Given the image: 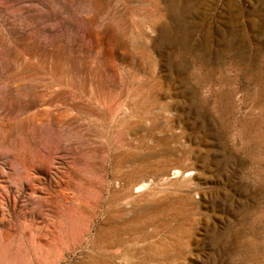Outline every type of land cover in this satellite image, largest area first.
Listing matches in <instances>:
<instances>
[{
	"label": "rangeland",
	"instance_id": "1",
	"mask_svg": "<svg viewBox=\"0 0 264 264\" xmlns=\"http://www.w3.org/2000/svg\"><path fill=\"white\" fill-rule=\"evenodd\" d=\"M0 264H264V0H0Z\"/></svg>",
	"mask_w": 264,
	"mask_h": 264
}]
</instances>
